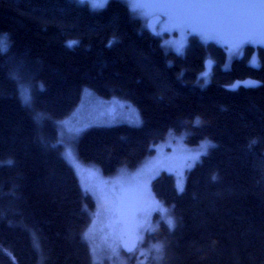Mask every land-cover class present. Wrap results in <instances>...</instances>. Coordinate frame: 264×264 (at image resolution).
Segmentation results:
<instances>
[{
  "label": "trees",
  "instance_id": "16d2710c",
  "mask_svg": "<svg viewBox=\"0 0 264 264\" xmlns=\"http://www.w3.org/2000/svg\"><path fill=\"white\" fill-rule=\"evenodd\" d=\"M158 34L125 0L97 9L80 0H0V264H103L85 237L96 202L62 152L59 122L85 92L124 99L141 119L76 137V160L103 176L133 169L173 134L215 145L180 175L182 193L172 173L151 180L168 213L154 212L155 227L135 248H145L140 264H264V46L253 37L228 57L191 34L177 52ZM245 78L260 85L225 88Z\"/></svg>",
  "mask_w": 264,
  "mask_h": 264
},
{
  "label": "rangeland",
  "instance_id": "374dc122",
  "mask_svg": "<svg viewBox=\"0 0 264 264\" xmlns=\"http://www.w3.org/2000/svg\"><path fill=\"white\" fill-rule=\"evenodd\" d=\"M108 0H106L107 2ZM130 10L146 25L153 14L162 16L157 30L163 33L162 44L174 51H183L189 35L196 34L200 39L211 40L227 50L231 57L238 48L255 41L248 36L254 34L264 38V5L261 0H183L187 3L206 4H251L255 7L244 8H197V9H168L149 7L143 11L150 13L147 17L141 15V10L134 11L133 3L154 4L157 0H125ZM93 2L105 0H90ZM100 8V7H97ZM95 8V9H97ZM193 14L197 19L185 21V14ZM223 17L235 18L236 26H223L217 21ZM240 51V50H239ZM238 51V53H240ZM253 60H250V63ZM212 59H206L208 72ZM252 64V63H251ZM202 73V74H203ZM84 94V95H83ZM79 103L69 116L60 120L63 136V154L73 167L79 183L85 188H99L102 190L101 199L96 202V210L102 214L93 216L87 231L86 239L96 259L103 260V264H121L131 256L134 264L145 261V248L126 254L123 248L132 239L139 242L145 240V234L151 231L156 222L154 212H159L158 202L151 195L149 186L151 180L161 171L172 173L181 181L180 175L197 160L195 157L201 151V146L208 139L199 141L196 145L185 142L186 132L170 135L166 140L154 145V151L146 155L133 169H121L114 175L103 176L93 167L81 164L76 160L72 145L76 137L86 128L97 125H112L129 123L138 125L141 122L136 107L124 99L117 97L100 98L91 92H85ZM65 152V153H64ZM68 154H71L68 156ZM182 182V181H181ZM113 206H116L115 208ZM120 208V211L118 210ZM112 209V211H105ZM94 212V213H95ZM161 212L159 213L160 216ZM141 244V243H140ZM144 251V252H143ZM133 255V256H132ZM146 263V262H145ZM161 264L162 262H156Z\"/></svg>",
  "mask_w": 264,
  "mask_h": 264
},
{
  "label": "snow or ice",
  "instance_id": "6c2138e0",
  "mask_svg": "<svg viewBox=\"0 0 264 264\" xmlns=\"http://www.w3.org/2000/svg\"><path fill=\"white\" fill-rule=\"evenodd\" d=\"M80 2H84V0H80ZM106 2V0H105ZM261 4L264 5V0H261ZM256 5H251V4H206V3H187V2H183V0H157L156 3L154 4H142V3H133L132 4V8L134 11L136 10H141L140 14L144 15L145 17H147L148 15H150V13H148L147 11H143L144 9H147L149 7H160V8H168V9H197V8H244V7H255ZM93 7L97 8V7H103V3L101 2H93ZM185 21H191V20H195L197 19V17H195L193 14H185L184 17ZM217 23L223 25V26H236L238 21L235 18H230V17H223L221 19H219L217 21ZM76 43H78L77 41H69L67 43V47L71 48L73 47ZM113 43V41H109V46H111V44ZM7 47V43H6V38H0V52L4 51ZM180 48H177V52H180ZM252 65L255 66L256 61L253 60ZM203 76L207 77L208 73L205 72L202 74ZM245 86L246 87H252L254 86L252 84V82H245ZM233 88L239 87V83L234 84L232 86ZM21 99L22 102L25 105H30L31 103V95L28 92L27 89H21ZM200 125V120L199 118H197L194 121V126H199ZM215 147L214 144H212L210 141L206 142L204 145L201 146V151L197 153L195 160H199V157L202 155H207L208 149L209 148H213ZM71 154H68V156H70ZM67 158V157H66ZM9 164L12 163V161H8ZM213 179H215V177H213ZM176 189L178 193H182L184 191V185L181 181H177L176 184ZM82 191L85 194V196L90 197L91 199H93L94 203L98 202L99 199H101V192L102 190L99 188H85L82 185ZM114 208L116 206H113ZM160 211L163 214H167L168 210L166 208H163L162 206H159ZM107 211H112V209H107L105 210ZM102 213L100 211H97L95 213H93V216H99ZM166 223L168 224V227L171 229L173 228L174 222L171 218H169ZM85 237H87V231L85 232ZM161 249H158V251ZM129 251H131V249H129Z\"/></svg>",
  "mask_w": 264,
  "mask_h": 264
},
{
  "label": "water",
  "instance_id": "95a60500",
  "mask_svg": "<svg viewBox=\"0 0 264 264\" xmlns=\"http://www.w3.org/2000/svg\"><path fill=\"white\" fill-rule=\"evenodd\" d=\"M90 0H84V2H89ZM162 20V16L161 15H153L151 16L147 22H146V27L147 29L154 35H157L158 34V31H157V26L158 24L161 22ZM258 40L264 45V41H262L260 38H258ZM245 82H252V84L254 86L252 87H246L245 86ZM239 83V87H243V88H255L257 86L260 85V82L257 81L256 79H253V78H245V79H236L232 82V84H229V85H225V88L228 89V90H236L238 89L239 87H236V88H233L232 86L234 84H237ZM137 239H132L128 245H126L124 248H123V251L124 252H129V249L133 250L137 247Z\"/></svg>",
  "mask_w": 264,
  "mask_h": 264
},
{
  "label": "flooded vegetation",
  "instance_id": "af4514ba",
  "mask_svg": "<svg viewBox=\"0 0 264 264\" xmlns=\"http://www.w3.org/2000/svg\"><path fill=\"white\" fill-rule=\"evenodd\" d=\"M153 15H156V14H153ZM153 15H152V16H153ZM158 33H159L158 35H160V37H163V36H164L163 33H160L159 31H158ZM249 37H252V38L254 37L255 39L257 38L256 41H257L258 43L262 44V43L258 40V38H259L258 36L254 35V34H249V33H248L247 38H249ZM261 40L264 41V38H262ZM262 45H263V44H262ZM263 46H264V45H263ZM118 210L120 211V208H118ZM125 244H128V241H126ZM138 246H139V240H138V243H137V247H138ZM135 250H136V249H135ZM135 250H131L129 253H132V252L135 251Z\"/></svg>",
  "mask_w": 264,
  "mask_h": 264
},
{
  "label": "bare ground",
  "instance_id": "6f19581e",
  "mask_svg": "<svg viewBox=\"0 0 264 264\" xmlns=\"http://www.w3.org/2000/svg\"><path fill=\"white\" fill-rule=\"evenodd\" d=\"M87 3V2H86ZM130 252V251H129Z\"/></svg>",
  "mask_w": 264,
  "mask_h": 264
},
{
  "label": "clouds",
  "instance_id": "9594fccd",
  "mask_svg": "<svg viewBox=\"0 0 264 264\" xmlns=\"http://www.w3.org/2000/svg\"><path fill=\"white\" fill-rule=\"evenodd\" d=\"M159 15V14H158ZM158 31V30H157Z\"/></svg>",
  "mask_w": 264,
  "mask_h": 264
}]
</instances>
